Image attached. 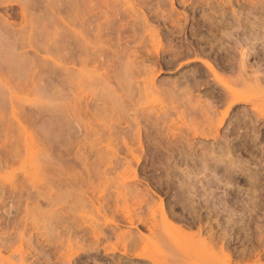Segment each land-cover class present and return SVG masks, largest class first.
<instances>
[{
    "label": "rangeland",
    "instance_id": "obj_1",
    "mask_svg": "<svg viewBox=\"0 0 264 264\" xmlns=\"http://www.w3.org/2000/svg\"><path fill=\"white\" fill-rule=\"evenodd\" d=\"M0 264H264V0H0Z\"/></svg>",
    "mask_w": 264,
    "mask_h": 264
},
{
    "label": "bare ground",
    "instance_id": "obj_2",
    "mask_svg": "<svg viewBox=\"0 0 264 264\" xmlns=\"http://www.w3.org/2000/svg\"><path fill=\"white\" fill-rule=\"evenodd\" d=\"M84 62V61H83ZM71 66V65H70ZM209 68L211 67V66H208ZM213 75V74H212ZM167 220V219H166Z\"/></svg>",
    "mask_w": 264,
    "mask_h": 264
}]
</instances>
